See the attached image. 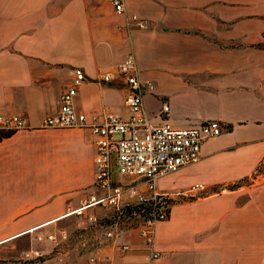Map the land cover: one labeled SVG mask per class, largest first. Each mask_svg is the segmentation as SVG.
<instances>
[{
  "label": "crops",
  "instance_id": "crops-1",
  "mask_svg": "<svg viewBox=\"0 0 264 264\" xmlns=\"http://www.w3.org/2000/svg\"><path fill=\"white\" fill-rule=\"evenodd\" d=\"M126 55L154 85L142 97L151 123L183 129L218 120L227 127L203 140L196 162L157 179L160 191L198 183L204 194L173 203L168 218L156 223L160 256L152 264H264V176L250 183L264 160V0H123L121 13L107 0H0V115L23 116L29 125L0 129L8 132L0 137V264H20L21 255H4L5 247L69 216L84 219L91 243L61 263L52 257L34 264H137L144 258L136 229L106 240L88 225V214L106 211L69 213L82 199L102 194L93 184L89 130L38 127L57 110L76 68L85 76L73 96L77 112L88 120L128 117L127 87L117 74L110 82L95 80L115 73ZM110 179L147 196L139 177L118 174L113 154ZM123 199L135 202L126 193ZM114 244L130 249L119 253Z\"/></svg>",
  "mask_w": 264,
  "mask_h": 264
},
{
  "label": "built area",
  "instance_id": "built-area-1",
  "mask_svg": "<svg viewBox=\"0 0 264 264\" xmlns=\"http://www.w3.org/2000/svg\"><path fill=\"white\" fill-rule=\"evenodd\" d=\"M117 13L123 12V0H107ZM130 19L138 27H144V21L131 15ZM115 73L103 72L95 80L110 82L117 74L127 87L124 102L130 112L126 118L115 114H105L101 117L86 119L85 115L77 112L73 106V96L76 88L85 76L80 68L74 69L71 85L60 95L57 110L43 116L38 127L41 128H85L93 137L94 146V186L102 191L99 197L89 196L82 199L81 205L69 213L81 216L88 207H98L107 215L97 216L88 214L85 218L91 228H99L101 236L112 240L125 229L134 228L142 239L144 258L137 264H152L160 256L154 246L155 225L168 218L170 206L179 199L195 197L204 190L198 183L187 188L166 192L157 188V179L178 168L196 162L199 159L200 145L208 137L216 136L227 129L218 120H205L196 126L183 129L172 128L167 122L153 124L143 111L142 97L144 93L153 90V83L139 77L134 58L126 55L116 66ZM167 105L161 107L164 116ZM29 125L23 116L0 115V129H25ZM114 156L118 174L139 177L147 196L137 191L134 184L122 186L110 179V158ZM135 201L130 203L123 199L124 194ZM147 204L143 213H132V207ZM89 227V226H88ZM65 230L49 233L46 238L58 242L67 239ZM84 240V239H83ZM85 248L86 241H80ZM114 248L123 253L130 247L127 244H114ZM38 256V252L33 253ZM28 257V254H24ZM95 253L88 257L94 262Z\"/></svg>",
  "mask_w": 264,
  "mask_h": 264
},
{
  "label": "rangeland",
  "instance_id": "rangeland-1",
  "mask_svg": "<svg viewBox=\"0 0 264 264\" xmlns=\"http://www.w3.org/2000/svg\"><path fill=\"white\" fill-rule=\"evenodd\" d=\"M258 176V179L263 178L264 176V164L257 170L255 175H252V180L250 183H252ZM112 179H116V173L114 170L112 171ZM257 179V180H258ZM248 181V182H249ZM203 191L199 192V194L195 197L187 198V199H179L176 200L175 202H181V201H186V200H191L194 198H197L198 196L203 195ZM174 202V203H175ZM98 208V207H97ZM84 219L82 217H74V216H69L66 218H63L59 221H57L54 225H51L47 227L46 229L42 230V233L40 234H32L28 235V237L23 240V243L16 244V245H11L5 247L4 255H13L12 253L17 252L18 255H21V259L18 260L20 264L27 263V264H34L38 261L54 258L57 263H61V261H64L63 258L66 255V253L74 250H80L81 246L79 245L80 241H86L87 244L91 243V241H88L90 238V235L88 233H85L87 231L86 229L89 230V227L84 228ZM65 230L67 233V239L61 242H58V238L56 237L55 240L50 241L46 238V235L49 233H56L55 230ZM50 230V231H49ZM57 234V233H56ZM84 239V240H83ZM31 241L32 243L36 246L31 247ZM88 245H86L87 247ZM85 247V248H86ZM83 248V247H82ZM38 252V256H34V252ZM27 253L28 257H25L24 254ZM13 260V258L8 257L7 261Z\"/></svg>",
  "mask_w": 264,
  "mask_h": 264
},
{
  "label": "trees",
  "instance_id": "trees-1",
  "mask_svg": "<svg viewBox=\"0 0 264 264\" xmlns=\"http://www.w3.org/2000/svg\"><path fill=\"white\" fill-rule=\"evenodd\" d=\"M8 132H0V137L1 136H5ZM263 164H264V160H263ZM147 204H138L137 206L132 207V213H137V214H142L144 210H147V206H145Z\"/></svg>",
  "mask_w": 264,
  "mask_h": 264
}]
</instances>
